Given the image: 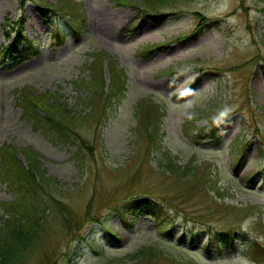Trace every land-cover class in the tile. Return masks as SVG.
Listing matches in <instances>:
<instances>
[{"label":"rangeland","instance_id":"374dc122","mask_svg":"<svg viewBox=\"0 0 264 264\" xmlns=\"http://www.w3.org/2000/svg\"><path fill=\"white\" fill-rule=\"evenodd\" d=\"M125 1L0 0V147L15 146L21 159L23 148L37 152L48 175L69 192L73 209L83 216L91 206L88 219H100L86 222L82 231L84 237H92L93 245L75 241L67 253L71 236L51 238V248L59 253L54 264H117L115 257L145 245L200 264H257L252 261L255 251L245 242L258 239L264 249V1L165 0L156 13L147 7L150 0ZM47 2L62 7L63 14L69 6L79 9L83 15L74 31L55 7L46 9ZM99 13L121 15V24L107 39L100 33L104 28ZM22 37L30 43L7 48L11 40ZM101 52L125 69L128 90L100 129L92 124L83 130L90 145L79 153L77 142L52 140L38 128L23 112L19 97L23 88L31 87L51 94L52 101L58 98L72 113H84L79 102L84 90L76 81L88 77V65ZM105 72L109 81L107 68ZM144 101L159 104L164 114L161 147L146 156L136 129L138 103ZM214 106L222 119L221 135L197 144L188 133L194 127L193 116L206 126L200 115ZM171 162L180 167L175 174L168 168ZM200 165L210 170L201 171L205 177L198 191L186 182L192 178L186 167ZM206 180L217 182L222 193L214 197L209 191L211 201L195 194L208 193ZM177 183L191 190L181 199ZM134 184L135 195L168 208L167 217L179 231L225 228L238 235L236 249L221 254L214 249L207 255L198 246L181 245L180 234L160 236L152 215H140L126 226L112 212L115 204L103 199ZM14 196L0 180V201ZM222 205L231 209L228 215L223 211L205 216L202 211ZM78 243L86 245L81 257Z\"/></svg>","mask_w":264,"mask_h":264},{"label":"trees","instance_id":"16d2710c","mask_svg":"<svg viewBox=\"0 0 264 264\" xmlns=\"http://www.w3.org/2000/svg\"><path fill=\"white\" fill-rule=\"evenodd\" d=\"M163 2L165 0H150L147 7L156 13V8H159ZM73 7L69 6L67 10ZM58 10H60L59 7ZM147 11L149 12V10ZM70 16L72 17L68 22L71 27L72 25L75 27L82 15L79 17L78 13L72 9ZM200 16L202 20L205 19L204 15L200 14ZM88 68L90 69L89 77L76 81V85L84 90L79 95V102L85 107L84 113H72L68 106L62 104L58 98L52 101L51 94L37 93L30 87H25L19 97V104L22 106L23 112L34 121L38 128H41L52 140L61 143L77 142V152L79 153L86 149L88 144L90 145V140L83 133V130L85 128L91 129L92 124L94 126L97 124L100 129L117 110L128 90L127 73L112 55L106 52L96 54ZM105 68L108 69L110 75L108 82L106 81ZM138 106L136 126L140 133L138 144H140L141 151L143 150L142 145L144 147L146 145V156V154L152 153V149L161 147L160 142L163 136L161 123L164 114L161 112V106L154 102H139ZM218 110L219 107L214 106L209 114L200 115L208 122L206 126L197 124L198 121L194 119V115L192 122L194 127L188 131L190 138L200 142L208 138L211 133L215 136L221 121ZM21 151L24 154V160L18 156L19 150L15 146L4 144L0 147V179L9 183L15 192L14 199L0 201V206L3 209V213L0 215V264H54L59 253L55 248H51V238H55L57 234L61 236L63 233L71 236L66 243L68 253L72 250L75 241L80 243L92 238H86L82 234L85 223H93L96 220L100 221V219L94 216L88 219L91 206L88 207L87 214H83V216L78 214L69 203V192L65 193L61 184L48 175L43 162L39 159V154L27 148H23ZM82 159L87 160V158ZM168 166L173 174L180 168L173 162ZM187 168L192 171L190 174L192 178L186 182L190 181V188L198 187L197 189L200 191L202 180L205 177L204 174L200 173H202L201 171L207 173L209 169L198 166ZM139 172L134 174L135 179L139 178ZM209 176L210 174L206 177ZM135 185L129 186L127 191L118 188L103 199V203L115 204L116 207L113 208L112 212L120 217L126 225L130 226L131 222L140 215H152L157 218V228L162 235L175 236L180 234L178 240L191 244L200 243L201 238L206 235L207 240L201 248H204L207 253L211 252L212 247L220 252H223L224 248L227 247L236 249V244L239 241L238 235L236 233L233 235L232 231H227L225 228L214 230L212 227L204 229L194 227L179 231L180 229L174 226L167 217L168 208L160 203L161 206L152 202L142 194L135 195L133 192ZM216 185H213L212 181L206 180L204 188L207 187L208 193L195 194L196 196H205L208 201H211L209 191L215 192L214 197L222 194ZM178 186V199L183 198V195L191 191L188 187V189L182 188L183 183ZM124 194L125 197H123ZM233 209H237V207ZM229 210L231 211V209ZM229 210L222 205L220 209L215 211H210L209 208L202 211L207 213L205 216L213 217L215 213L223 211L228 215ZM128 216H131L132 221L128 220L130 219ZM106 229L115 240L120 241L122 239L115 230L112 232L108 227ZM245 243L246 248L255 251L254 260L264 264V249L261 242L256 239ZM75 247L79 248V245ZM79 252L81 254L84 252L81 247ZM127 263L194 264L191 260L184 263L171 258L165 254V251L154 246H142L120 258L117 264Z\"/></svg>","mask_w":264,"mask_h":264},{"label":"bare ground","instance_id":"6f19581e","mask_svg":"<svg viewBox=\"0 0 264 264\" xmlns=\"http://www.w3.org/2000/svg\"><path fill=\"white\" fill-rule=\"evenodd\" d=\"M98 21L101 27L104 28V30L101 29L100 33L107 39L113 33V29L121 24V15L118 13H99Z\"/></svg>","mask_w":264,"mask_h":264}]
</instances>
